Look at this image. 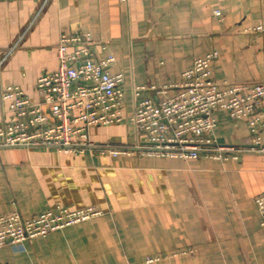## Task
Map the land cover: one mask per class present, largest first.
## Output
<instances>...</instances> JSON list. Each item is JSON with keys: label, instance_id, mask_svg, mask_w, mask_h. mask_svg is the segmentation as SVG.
Wrapping results in <instances>:
<instances>
[{"label": "crops", "instance_id": "obj_1", "mask_svg": "<svg viewBox=\"0 0 264 264\" xmlns=\"http://www.w3.org/2000/svg\"><path fill=\"white\" fill-rule=\"evenodd\" d=\"M263 19L264 0H0V55L20 40L0 67V123L7 119L3 88L19 87L37 100V79L57 67L59 36L89 33L94 59L114 56L109 71L124 75L125 90L123 122L93 126L90 139L131 149L113 156L0 148V216L34 217L58 206L101 211L3 245L0 264H264L254 204L264 193V153L248 150L256 147L247 123L226 110L214 114L209 137L245 149L238 159L185 160L133 149L145 140L126 119L134 87L181 83L207 52L218 53L209 70L220 89L258 83L264 36L244 30ZM260 136L264 144L263 130Z\"/></svg>", "mask_w": 264, "mask_h": 264}, {"label": "built area", "instance_id": "obj_2", "mask_svg": "<svg viewBox=\"0 0 264 264\" xmlns=\"http://www.w3.org/2000/svg\"><path fill=\"white\" fill-rule=\"evenodd\" d=\"M215 14L220 16V12ZM244 31L255 38L264 36V19ZM58 40L57 67L37 79V100L16 86L1 91L7 119L0 123V148L43 147L66 154L97 149L113 156L129 152L127 147L98 146L89 135L93 126L123 122L124 75L109 71L115 57L95 60L89 33L61 34ZM19 42L0 55V67ZM217 56L212 51L196 58L181 83L133 88L134 109L126 119L134 127L136 138L143 136L145 140L138 141L133 149L172 159H238L245 149L221 146L209 137L217 125L215 112L226 110L232 120L247 123L250 144L256 147L248 150L264 153L260 136L264 131V78L253 85L220 89L209 70ZM143 92L152 96L143 97ZM254 204L264 228V193L254 199ZM100 215L94 207L71 210L58 206L34 217H22L15 211L0 216V247L19 245Z\"/></svg>", "mask_w": 264, "mask_h": 264}, {"label": "trees", "instance_id": "obj_3", "mask_svg": "<svg viewBox=\"0 0 264 264\" xmlns=\"http://www.w3.org/2000/svg\"><path fill=\"white\" fill-rule=\"evenodd\" d=\"M123 147H125V146H123Z\"/></svg>", "mask_w": 264, "mask_h": 264}]
</instances>
